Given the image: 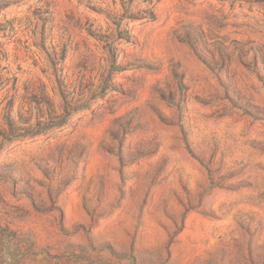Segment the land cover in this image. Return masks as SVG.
<instances>
[{
  "label": "rangeland",
  "instance_id": "1",
  "mask_svg": "<svg viewBox=\"0 0 264 264\" xmlns=\"http://www.w3.org/2000/svg\"><path fill=\"white\" fill-rule=\"evenodd\" d=\"M0 264H264V0H0Z\"/></svg>",
  "mask_w": 264,
  "mask_h": 264
},
{
  "label": "trees",
  "instance_id": "2",
  "mask_svg": "<svg viewBox=\"0 0 264 264\" xmlns=\"http://www.w3.org/2000/svg\"><path fill=\"white\" fill-rule=\"evenodd\" d=\"M60 124V123H59ZM190 148V147H189ZM190 150H191V152H193L194 153V151L192 150V148H190Z\"/></svg>",
  "mask_w": 264,
  "mask_h": 264
}]
</instances>
